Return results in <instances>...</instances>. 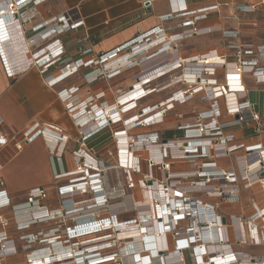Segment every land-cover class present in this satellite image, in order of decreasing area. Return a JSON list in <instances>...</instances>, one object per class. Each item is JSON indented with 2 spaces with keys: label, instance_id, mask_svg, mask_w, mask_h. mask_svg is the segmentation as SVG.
Returning <instances> with one entry per match:
<instances>
[{
  "label": "built area",
  "instance_id": "obj_1",
  "mask_svg": "<svg viewBox=\"0 0 264 264\" xmlns=\"http://www.w3.org/2000/svg\"><path fill=\"white\" fill-rule=\"evenodd\" d=\"M42 1L45 0H0V53L8 77H15L35 67L45 73L44 81L49 86H53L63 77L81 70L88 71L85 77L89 76L86 81L89 84L100 78L105 79L109 87H114L116 83L121 81H132L133 83L129 90L120 94L116 100H106L104 93L100 92L94 96L88 95L78 105L68 109L75 127L81 132V142L71 154L75 161L73 169L66 174L55 177V179H66L65 184L57 188L59 208L48 211L46 205L48 197L46 190L42 187L29 190L26 198L19 203L11 201L3 182L0 180V211L9 208L7 213L16 212L18 216L23 213V217L28 218L22 221V223L26 222L27 226L25 228L22 226L20 232L30 224L37 225L53 214L60 216L67 212L73 214L70 220L75 221V223L73 229L66 235L56 234L57 230L50 227L42 233L41 238H38L37 234L34 235V231H24L17 236L19 240L26 243L24 247H38L29 255L27 264H123L121 259L126 261L127 258H131L133 264H154L155 258H152L148 252L156 253V248L157 251H161L157 259L163 260L162 264H165V261L170 263L175 259V264H185L182 259V252L191 245L196 251V264H264V259L251 257L242 251L233 250V247L264 245V199L260 205L255 202L251 204V215L243 217L242 221L236 219L237 234L235 236L226 234L225 229H221V233H218L219 226L216 223L221 225L223 222L221 217L215 216L213 207L202 205L200 200L191 195L193 193L212 194L229 201L238 199L239 187L236 185L233 172L220 173L219 169L213 166L214 164H210L208 167L213 168L212 172L200 171L189 182H182V179L191 177L192 172H181L178 174L179 177H176V173H172L169 177L164 176V173L169 172L170 165L186 163L192 157L197 158L199 155H205L209 159L215 160L227 157L235 146L228 145L229 141L220 133L225 128L241 126L247 121L258 122L260 123V130L256 135L257 137L263 135L264 91L260 93L259 104L256 103L258 109L254 108L255 104L250 103L251 110H244L234 122L217 125V120L212 111L195 116L199 120L209 121L201 125L196 124L193 127V130L199 135L196 141L189 139V141L183 140L184 142L182 140H163L159 143L158 139L161 137L156 132L135 134L133 132L139 128H152L162 123L164 116L169 110H172L174 104L183 105L194 94L202 93L206 102L210 106L216 107L214 108L215 111H217L218 99L227 93L230 102L237 95L240 96L243 93V96L240 97L245 96L244 89L227 91L230 90L228 78L225 87L218 83L214 77L216 67L223 66L225 57L216 56V53L204 56L201 60L216 58L215 61L213 60L208 65L197 66L193 65L189 59L179 57L175 46L167 53H161V55H167L168 59L163 62L161 68L154 71L155 73L142 74L144 73L142 72L140 73L142 75L139 76L134 73L128 75L118 69L111 71L107 69L113 62L118 61V58L129 57L128 54L122 53L123 51L134 53L135 56L138 50L150 49L156 41L174 43L195 35L208 33L209 28H198L196 20L199 16L192 18L195 12L186 11L185 5L180 0H170L171 8L176 12L175 14L191 15V18L177 25L176 31L171 29L168 38L161 35L156 40L150 41L148 37L145 39L138 37L87 61H82L79 58L66 63L54 73H48L51 67H57L64 55V45L56 36L80 27L82 20L78 16L69 12L57 21L54 20L45 24L43 27L45 31L39 34L37 39L31 37L26 40L27 55L22 61L15 60L8 55L10 41L7 39V34L4 33V36L2 33L4 28L11 26L20 28V25L27 24L30 20L27 13L34 15L35 4ZM261 4L264 5V0L261 1ZM244 8L249 11L253 10L254 6ZM165 18L167 19V17ZM40 27L33 30L35 31ZM155 32L159 34L163 32L164 34L161 29H156ZM138 41L139 44L136 43ZM230 47L236 50L235 55L241 60H238L237 65L233 63L229 69L236 73H241L242 70L244 73H252L263 82L261 73L264 72V67L259 62L264 57V43L259 46L250 43ZM160 51L163 52L162 49ZM133 64H136L135 60L131 64L134 67L131 71L136 72L137 67ZM174 72L177 74L172 76ZM159 79L162 80V83L154 85L153 82ZM231 81H237L236 83L243 87L240 74H236ZM184 85L190 89V92H187V89L182 90L181 86ZM170 89H175V91L164 102L152 107H141L142 102L148 100L153 94ZM74 92L76 89L61 91L60 94L67 100ZM130 94L133 95L128 98ZM156 107L159 108L155 110ZM185 119H191V117ZM186 128L190 129L189 126ZM100 132L103 134L107 132L109 134H107V138L110 139V143L113 142L107 148L98 149L97 151L100 150V153L94 158L87 153L86 142L91 138L90 136L93 137ZM35 135L42 137L51 156L60 157L62 155L67 138L61 135L60 129L49 125L28 126L11 143L0 137V152L9 147L13 150L12 152H15L14 154L19 153ZM140 141L142 142L141 146L139 145ZM183 144L185 148L182 146ZM195 145H198V148ZM248 148L259 150L261 158H254L250 161L252 163L249 162L248 164L241 159L238 163V170L243 173L241 187L249 190L252 189L253 185H256L263 192L264 197V178L253 176L254 168L258 167L264 170V148L258 144ZM1 153L0 155H2ZM113 153L116 160L114 167L112 162L107 161L108 157L113 160ZM139 153L142 154V157ZM146 153L147 156L144 157ZM90 162L94 165L88 164ZM105 167H107V172L116 169L122 177L121 184L116 181V188H112L110 191H106L109 188V179L104 174ZM133 173L142 174L143 177L146 176L149 179L147 187L141 188L143 190V202H141L144 203L143 206L138 205L140 203L134 205L129 197L131 193L125 194L126 190L131 191L133 187L130 178ZM139 183L146 185L144 181H139ZM146 196L150 197L151 202H146ZM121 200L123 202H120ZM83 204H86L84 209L75 210ZM109 206L115 222L117 216L122 211L127 212V209L131 212L135 211V216L145 218V220L142 225H138L133 219L129 223L116 227L115 230L114 221L108 218H100L101 213ZM4 213L6 212L0 215ZM32 218H34V222H30ZM124 225L125 229L123 230ZM137 226L139 228H136ZM142 228V234H147L151 238L155 236L156 247L153 246V250L150 248L147 250L146 246L154 243V241H146L142 245L139 243L141 235L139 231ZM209 229L215 243L203 247L206 230ZM2 234L0 233V257L16 254L14 240L6 238V235ZM168 239L175 243L176 248L172 251ZM119 241L124 242V247L117 246ZM114 249H117V252H112ZM199 250H201L200 254H198ZM204 253L207 259H203Z\"/></svg>",
  "mask_w": 264,
  "mask_h": 264
},
{
  "label": "crops",
  "instance_id": "obj_2",
  "mask_svg": "<svg viewBox=\"0 0 264 264\" xmlns=\"http://www.w3.org/2000/svg\"><path fill=\"white\" fill-rule=\"evenodd\" d=\"M261 1L180 0L185 5L186 11L195 12L192 18L199 16L196 26L209 28V32L174 43L156 41L150 49L138 50L134 56L136 64H133L137 69L136 72L131 71V73L139 76L145 73H155L154 71L161 68L163 62L168 59V56L164 54L175 46L179 57L183 59L194 57L193 65L200 66V58L203 59L204 55H212V52H216L218 56V53H232L230 46L245 43H251L254 46L261 45L264 43V5ZM246 6H254V9L247 11L244 8ZM34 11V15L27 13L30 20L27 24L20 25V28L11 26L2 29L10 41L7 53L15 60L22 61L27 55L26 40L31 37L37 39L39 34L45 31L44 25L50 21H57L69 12L82 20L81 26L77 29L56 36L64 45V55L57 67H51L48 73H54L66 63L79 58L87 61L138 37H143L142 39L148 37L150 41L156 40L161 35L168 38L171 29L176 31L177 25L191 18V15L175 14L170 0H45L35 4ZM39 26H41L39 29L33 30ZM156 29L163 30L164 34L155 32ZM167 30L169 32H166ZM139 41L136 43L139 44ZM161 49L163 52L160 51ZM161 53L164 54L161 55ZM207 53L211 54L206 55ZM149 56L151 57L148 58ZM87 73L88 71H77L63 77L53 86H49L44 81L45 73L35 67L15 77H8L0 53V137L11 143L28 126L49 125L60 129L61 135L67 138L60 157L50 155L48 146L39 135H35L25 146H35L32 151L28 149L25 151L23 148L19 153L10 156L8 147L4 156L3 153L0 155V180L9 197L10 194H16L19 189L17 186L22 187L20 189L22 193L42 187L47 188L48 199L51 202L55 201L57 197L55 184L62 186L66 181V179H55V177L73 169L75 161L71 154L81 142V132L75 127L68 109L78 105L88 95L94 96L105 92L108 88L111 92L119 88L122 94L126 92L125 89L129 90L133 83L132 81H121L114 87H109L106 80L100 78L89 84L86 82L89 76L85 77ZM161 83L160 79L153 82L154 85ZM72 89H76V92L65 100L60 92ZM109 96L111 93L107 95ZM107 134V132L104 133L105 136ZM247 139L249 140L250 136ZM88 143L86 142V146ZM103 145L101 149L109 147L107 142ZM21 177L23 183L19 182ZM119 179L122 180V177ZM112 181H108L109 188L106 191L116 188V177ZM242 190L243 194L238 203L220 208L224 215H222L223 224L227 217H230L232 236L237 234L236 219L251 215V204L255 202L260 205L264 199L263 192L256 185H253L252 189ZM218 202H220L219 199ZM168 244L171 247L172 241L169 239ZM242 248L247 255L264 259V245ZM18 262H22V259L18 258Z\"/></svg>",
  "mask_w": 264,
  "mask_h": 264
},
{
  "label": "rangeland",
  "instance_id": "obj_3",
  "mask_svg": "<svg viewBox=\"0 0 264 264\" xmlns=\"http://www.w3.org/2000/svg\"><path fill=\"white\" fill-rule=\"evenodd\" d=\"M245 44H249V43H245ZM240 45H243V44H240ZM230 50L232 51V53H218V56L225 57V61L222 63V65H223L222 67H216V72H215L214 77L217 79L218 83L222 87H225L227 85L226 84L227 78L229 79L228 75L233 74V70L229 69V67L233 63H235L237 65L239 63L238 60L239 59L241 60V58L238 59V57L235 55L236 50H234L233 47H230ZM212 53H216V52H212ZM126 54H128L130 56L128 58H118V61L113 62V64L109 65L107 67V69H109V71L118 69L119 71L130 75L131 69L134 68L131 66L132 62L134 61V55H133L134 53H126ZM209 54H211V53H207L206 55H209ZM186 59H189V61L192 63H194V61H195L194 57H188ZM120 60H122V61H120ZM200 60H202V58H200ZM259 64L262 67H264L263 66L264 65V57H263V60H261V62H259ZM175 74H177V72H174L172 74V76H175ZM235 74H238V75L240 74V79H241L243 89H244V94H245L244 97H240V96H243L242 95L243 93H242L240 96L237 95V97H234L232 99V102H230L229 98L227 97V96H229V94L226 92L227 95L218 99L217 111H215L214 108H216V107L210 106V104H208L206 102V99L202 93L194 94L190 99H188V101L185 104H183V105L174 104L172 110H169L166 113V115L164 116L162 123H159V124L153 126L152 128H139V129L135 130L133 133L143 134V133H148V132H156L158 134V136L161 137V139H158L159 143H161L163 140H180V141L181 140L182 141L183 140L184 141L194 140V141H196L197 140L196 138H198L199 135L196 134V131L193 130V127L196 126V124L201 125V124L209 122L207 120L206 121L199 120V119H197L198 117L195 118V116H197L198 114L205 113L207 111H212L213 116L217 120V125H221V124H225V123L234 122L235 120L238 119V117L241 116V113H243L244 110H246V111L251 110L250 109L251 108L250 103L255 104L254 108L258 109V107H257L258 105H256V103L259 104L258 101L260 98V93L264 91V81L262 82L261 79H258V76L253 75L252 73H244L243 70L241 71V73H235ZM261 75L263 76V80H264V72L261 73ZM230 84L231 83L229 81L228 85H229L230 90H227V91H231V92L237 91L238 88H234L235 86H232ZM181 87H182L183 91L185 89H187L186 91L190 92V89H188V87H185V85L181 86ZM125 90L127 91V89H125ZM174 91H175V89H170V90L158 93V94L155 93L152 96H150L148 98V100L142 102L141 107H143V106H146V107L156 106L158 103L164 102V100L168 96H172V93ZM103 93H104V99H106V100H108V99L113 100L118 95L121 94L119 88L113 89L112 92L108 88ZM110 93H111V96L107 97V95ZM158 108L159 107H156L154 109L157 110ZM186 117H191V119H185ZM187 126H189V128H190L189 130H188V128H186ZM259 130H260V123H258V122L253 123L252 121H247L245 124H242L241 126H235L232 128H225V129L221 130L220 133H222V135L226 138V140L229 141L228 142L229 144L227 143L228 145H234L235 146L234 148L231 149V151L227 157L217 158L216 160L215 159H209L205 155H203V156L199 155L197 158L192 157V158H189L186 163L170 165L169 172L164 173V176L169 177L172 173H176L177 174L176 177H179L178 174L181 172H192L193 175H191V177H188L185 180L182 179V182H189V181H192L194 179V176H196V174L199 173L200 171L204 172V173L210 172V171L212 172L213 168L208 167V165H210V164H212V165L214 164L213 166H215L216 169H219L218 171L220 173L224 172L225 174H227L228 171H232L233 174L235 175L236 185H238V187H239L238 199H236L234 201H229V200L217 197V195H212V194L211 195H205V194L193 193V195H191V196L195 197L196 199L200 200L202 202V205H210L211 207H213V211H214L215 216H219L222 219L223 214L221 213L220 208L223 206L227 207L228 205L238 203L241 199L242 194H243L242 193L243 190L241 187V179H242L241 177H242L243 173L241 170H238V163L241 161V159L243 161H245L246 164H248L254 158H261L259 150H251V148H248L251 145H255V144H258L261 148H264V134L261 135L260 137H257V135H256L257 133H259ZM186 136H188L189 138H187ZM248 136H250L251 140L247 139ZM90 137L91 138H89L87 141L89 143L87 144L86 151H87V153L91 154L92 157H94V158H96V156L99 155L100 150L99 151H97V150L100 149L101 147H103L104 146L103 144H105L107 142L108 145L110 146L113 142L112 141L109 144L110 139L107 138V136H105L102 132H100L98 135H95L93 137L90 136ZM190 137H192V138L190 139ZM193 138H195V139H193ZM139 143H140L139 145L141 146L142 142L140 141ZM101 145H103V146H101ZM182 146L185 148L184 144ZM195 147L198 148V145H195ZM7 149L8 148L3 149L1 151V152H3V156H4V153L7 151ZM24 149H25V151L27 149H28V151H32L33 149H35V146L30 145L29 147H24ZM8 150H10V156H12L15 153V152H12L13 150L10 148ZM139 154L142 157V154L141 153H139ZM146 156H147V153H146V155H144V157H146ZM107 161L112 162L113 167L115 166L116 160L114 158V153H113V160H110L108 157ZM260 162L262 163L263 161H260ZM88 164H90L92 166L94 165L91 162ZM74 166H75V164H74ZM257 168L258 167L254 168L255 171H253L254 172L253 176H255V178H264V172H262L264 170L262 168H258V169ZM102 169L103 168L101 167V170ZM106 169H107V167H105V173L104 174L107 175L109 181L113 182L112 180L116 177L117 183L121 184L122 181L119 179V178H121L120 174L115 173V172H117V170L115 169L114 170L115 172L113 170L112 171L108 170V172H107ZM25 175L26 174H24V176ZM130 178H131V182L133 184V187H132L131 191L126 190L125 194L127 193V195H128L131 193L129 196L131 202H133L134 205H137V203H140L138 205L143 206L144 203H141V202H143L142 201L143 200V197H142L143 190H141V188H145V186L147 187V183H148L149 179L146 176L143 177L142 174H136V173L131 174ZM202 179H204V178H202ZM23 180H24V178H23ZM139 181L140 182L144 181V183L146 185L140 184ZM19 182L23 183L22 177L19 179ZM124 184H125V182H124ZM17 188H19V189H17L15 195L10 194V197H11L10 200L19 203L24 198H26V196L28 195L27 194L28 191L22 193V191L20 190V189H22V187L17 186ZM57 188H59V186L55 184L56 193H57ZM46 193H47V190H46ZM47 197H48V194H47ZM218 199L220 200V202L217 203ZM120 202H123V200H121ZM212 202H214V203H212ZM52 204L55 206H51ZM46 205H47L48 211H53V210L59 208L60 204H59V200H58V195L56 197V200L53 202H51L49 199H47ZM85 207H86V204H83L81 207H78L75 210L79 211L80 209H84ZM8 209L9 208H6V209L0 211V214H2L3 212H6L3 215H0V233H3L2 235H6V238L14 240L16 254L10 255L8 257H0V264H27V259H28L29 255L38 249V247L36 248L34 246H30L28 248L24 247V244H26V243L17 238V236L20 233H22L24 231H31V232L34 231V235L37 234L38 238H41L42 233L47 231V229H49L50 227H54L55 230H57L56 234L66 235L69 233V231L71 229H73V226L75 223V221L70 220V217L73 214H69L68 212L63 213L62 216L53 214L50 217L43 219L42 222L37 224V225H31L30 223H28L30 225L25 230L23 229L20 232V229H22L23 227L25 228L27 226L26 222L22 223V221H24L28 218L23 217V215H22L23 213L19 214L21 216H18V213H16V212L10 211L7 213ZM62 210H64V208H62ZM126 211L127 212L122 211V213H120L117 216V219H116L117 221H116V223H114L115 230H116V227H118L122 224H125L127 222L129 223L133 219L135 220L136 224H138V225H142V222L145 220V218H140L138 216H135V211L131 212L128 209ZM19 213H21V212H19ZM100 218H108V219L115 222L113 215H112V211L110 209V206L108 209H106L104 212L101 213ZM229 218L230 217H227V219L225 220V224L221 223V225H220L219 223H216V225L219 226L218 233H221L220 232L221 229H225L226 234L228 233L231 235V231H232L231 225L232 224L229 223ZM237 219H239L241 221L243 220L242 217H239ZM30 222H34V218H32V220ZM136 228H139V227L137 226ZM124 229H125V225L123 227V230ZM210 229L206 230L207 233L205 234V240L203 241L204 243L202 244L203 247H206L207 245H210L211 243L212 244L215 243V240L212 239V235H211L212 233H211ZM120 230H122V229L120 228ZM140 232H139L140 234L143 233V228L140 230ZM118 240H119V238H118ZM139 240H140L139 243H141V245L144 242L148 241V239L145 240L144 237L143 238L139 237ZM117 246L120 248L124 247V242L119 241V244ZM175 248H176L175 243H174V241H172V245L170 247V250L172 251ZM147 250H148V248H147ZM233 250L244 252L242 247H233ZM115 251L117 252V249L116 250L114 249L112 252H115ZM195 252L196 251H195V248L193 247V245H191L185 251L183 250L182 259H183L185 264H196ZM198 254H200V253H198ZM155 257H156L155 254H152V258H155ZM18 258L19 259L21 258L22 262L17 263ZM160 258L162 259V257H160ZM203 259H207L205 253H204ZM159 260L160 259H156L157 262H154V264H162V262H164L163 260L162 261L161 260L159 261ZM121 261L123 264H133L131 262L130 258L126 259V261H125V259L124 260L121 259ZM175 262H176V259L170 261V263L165 261V264H175Z\"/></svg>",
  "mask_w": 264,
  "mask_h": 264
},
{
  "label": "bare ground",
  "instance_id": "obj_4",
  "mask_svg": "<svg viewBox=\"0 0 264 264\" xmlns=\"http://www.w3.org/2000/svg\"><path fill=\"white\" fill-rule=\"evenodd\" d=\"M129 56H130V55H129ZM215 59H216V58L209 59V60H206V61H201V60H200V62H201V65H205V64L208 65L209 63H212L213 60L215 61ZM235 73H236V72H235ZM235 73H234V71H233V74H229V80H230V83H231L230 85L235 86L234 88H238L237 91H238V90L241 91V90H242V87H241V86L239 87L240 84L236 83L237 81H236V82L231 81L232 79L235 78V75H236ZM239 88H240V89H239ZM132 95H133V94L128 95V98L131 97ZM145 199H146V202H148V203L151 202L149 196H146ZM115 223H116V222H115ZM139 232H140V231H139ZM140 233H141V232H140ZM143 237L145 238V240L148 239V241H149V240H150V241H154V243H150V242H149L150 244L146 246V248H150V250H153V246L156 247V245H155V244H156V241H155V238H154L155 236H153V237L151 238V237H149L147 234H141V235H140V238H143ZM200 251H201V250H199V253H201ZM202 251H203V250H202ZM159 252H161V251H159V250L157 251V248H156V253L151 251V252H148V254H150V256H152V254H155L156 257H155V261H154V262H157L156 259H157V257H159V255H160ZM157 253H158V254H157ZM220 253H222V251H220ZM127 259H128V258H127ZM130 260H131V258H130ZM150 260H151V259H150ZM159 261H160V260H159Z\"/></svg>",
  "mask_w": 264,
  "mask_h": 264
},
{
  "label": "water",
  "instance_id": "obj_5",
  "mask_svg": "<svg viewBox=\"0 0 264 264\" xmlns=\"http://www.w3.org/2000/svg\"><path fill=\"white\" fill-rule=\"evenodd\" d=\"M145 5L147 6V5H148V3L146 2V3H145ZM2 33H3V35L5 36L4 32H2Z\"/></svg>",
  "mask_w": 264,
  "mask_h": 264
}]
</instances>
